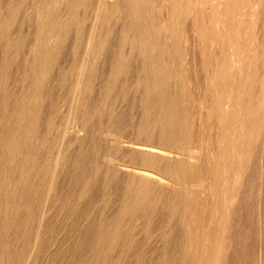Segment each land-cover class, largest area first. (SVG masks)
<instances>
[{
  "label": "rangeland",
  "instance_id": "rangeland-1",
  "mask_svg": "<svg viewBox=\"0 0 264 264\" xmlns=\"http://www.w3.org/2000/svg\"><path fill=\"white\" fill-rule=\"evenodd\" d=\"M26 1H28V3ZM98 1L100 0H86V4L80 5L78 10H76L77 12L75 11L73 12V15L62 16V20H60V22L58 23L57 29L55 28L52 32H50L51 34L53 33L52 38H50V40L45 39L41 43L40 49L42 50L40 51L34 48L32 49V46L34 44V41L32 40L33 39L35 40L36 38L35 31L38 26V22L36 21V15L34 13L30 14L29 12L31 8L32 0L31 1L21 0V3L18 6L20 11L17 8L14 12L15 15L14 14L10 16L6 15L7 12L6 7H3V11H1L2 15H0V25L2 26H0V72H1L0 74L1 77L0 78V114H1L0 143L1 142L2 143L0 144V152L1 151L3 152L0 153V161H1L0 162V264H259V263L264 264V259H262L264 258V254H263L264 253V235H263L264 213L262 212L264 211V200H263L264 187L262 185L264 184V170H262L264 169V159H263L264 141L262 140L263 136H261V133L260 134L257 133L256 135L254 134L255 137L251 140L250 146L244 148L245 149L244 151H240L239 153L235 154L236 155L234 160L235 166L234 165L232 166L234 170L231 167L228 168L227 170H225V172L223 171L221 173L222 175L224 173L223 176L220 174L217 167L218 163H220V159L216 157L218 156L217 153H219L221 150L220 147L225 142L221 130L219 117L220 115H223L224 112H226L227 110H231L232 108L231 105L233 106L237 101L238 87H239L238 84L240 80L243 81V79H241V77L239 76L240 72H242L241 74L246 72L249 73L251 72L250 82H248V87L246 86L245 89H246V94L249 93L248 94L249 96L252 95L251 99L255 103L254 111H253L254 113L253 120L255 121V123L253 121L252 129L255 128V132H256L258 128L260 127L264 128V116H263L264 115V81H263L264 80V70H263L264 69V41H263L264 40V15H263L264 0H229V1L228 0H208V1L157 0V2L156 0H149L150 1L149 11L147 13L148 16L147 15L146 16L154 21L156 20L159 22H161L163 19L166 18L165 15L166 8L168 7V3H170L171 1H174L176 4L178 5L181 4L180 6L185 7L184 9H182L181 12V14L184 16L182 17L181 15H179L180 17V20L178 22L179 32L178 30L176 31V34L178 35L176 38L171 39L170 42L174 44L176 43V45L173 47V50H174V56L178 58L176 65H178L179 68L178 73L180 75L177 80V85H178L177 87L178 90L180 91L182 90L181 92L183 93L182 95L184 98L183 102L186 106L185 114H186L187 123L185 128L186 130L184 133L187 134L186 135L187 138L184 141H182L183 143L181 142V144H183L182 149L184 148L183 151H185L186 148L187 150L185 153H187L188 155L189 153L192 154V156L187 158V161L189 162L192 161V163L200 162L202 166L198 167L197 168L198 170H196V172H192L189 175L190 179L186 177L187 181L189 182V185H191V186L188 185V188L190 192H192L191 194L195 195L194 197H196L194 204L189 206L187 210H185L184 205H182L179 209H176L174 211L168 209L167 207H165V209L163 208L162 211V207L164 206L160 204L157 205L158 207L154 206L156 208L152 206L151 209L153 211L150 209V206L148 207L144 205L145 207L139 206V208H136V206L134 205L131 204L127 205L125 199L123 198V196L126 197L125 195L126 192L128 193L126 177H111L110 174L108 175V168L112 166L111 162L104 156V153L108 149L110 148H112L111 150L115 149V152L114 150L113 152L116 154L117 157L120 158L125 157L124 159H129L130 156L131 158H136V157L133 154L127 152L128 151L127 148L123 146L120 147V145L117 144L112 145L108 137H106V135L102 132V129L108 125H112L113 127L120 129L124 135H130L132 134V131H134L131 130L133 125L136 124L138 120H139V124L142 121L141 119V113L143 109L141 104L142 88L139 87L138 89L135 87V85H132V81L134 82L136 76L140 73V71H142L140 60L137 61L138 62L137 63L136 60L133 58V60L129 64V70L127 72L120 73L122 76L119 74L118 77L116 78H114L115 75L112 73L113 69H111L113 68V66L111 65H114L113 60L115 59V55H116L115 53L119 49V40H120L119 32L122 33L121 30L123 25L122 20H124V18H127L128 16L126 15L127 14L126 12L123 11L116 12V14L114 13L111 16L105 15L106 17L103 15L105 19L103 20L104 21L103 28L100 30L101 32L104 31L103 33L104 34L106 33L107 35V40L105 42L106 47L104 46L102 53L96 56L92 55L93 57L91 55L89 56L90 57L89 59H91L90 63L87 65L88 67H85L84 69V73L86 76L83 74L84 78L82 82L78 84L76 93L75 94L73 93L75 92V90L73 91V88H75L76 86L75 71L79 68L78 67L79 62L84 56L87 36L91 31H95L96 33L100 32L98 25L96 26V21H95L96 15L94 11V7L97 5ZM101 1L105 6L109 4L110 0H105V1L101 0ZM214 5H216V7ZM226 5L227 6L229 5V7H227ZM223 13L226 14L224 15V17L222 16ZM230 19L232 20L231 23H230L231 21ZM197 20L199 21V23ZM211 26H213V28ZM59 27L62 28L60 29ZM216 28H218L217 31ZM193 29L195 31H193ZM156 32L159 35L165 33L163 30H156ZM209 32H211L213 35L215 34V37L220 33H222L223 39L219 37L212 38L211 34L210 35L208 34ZM202 33L208 35L207 36L204 35L205 37L203 39V36H200ZM210 37L212 40L217 38L218 40L212 41L210 40ZM6 41L7 43H4ZM51 42L54 43L52 44ZM201 42L204 43L202 44ZM229 42L232 45H229ZM247 43H249L250 46ZM233 45L235 47H233ZM256 45L259 48H257ZM260 46H262L263 48ZM222 51L224 52V54ZM240 51L242 52V55ZM246 51L248 52L250 51L251 53L249 52L247 54ZM49 54L51 57L49 56ZM230 54L231 56L229 57ZM244 57L246 58V61ZM205 58L212 59V61L205 63L204 62ZM216 60L220 65H218ZM237 60L239 63L237 62ZM258 61L262 64H260ZM7 62L11 66L8 65ZM40 62L43 63V65H41ZM2 64L4 66H2ZM255 66L257 70L255 69ZM205 70H207V72ZM43 72L45 74H43ZM221 72L226 74V78L225 77L220 78ZM254 74L256 77L255 79H254ZM206 76L208 78H206ZM205 79L207 80V83ZM179 81H181L182 83ZM2 82H3V86H2ZM173 82L174 81L172 79L171 83L172 84L176 83ZM258 83L260 84L258 85ZM90 87L91 90H89ZM121 90L124 91L122 92ZM79 91H81V93ZM87 91L90 93H88ZM122 93L124 94L122 95ZM100 98L103 99V101ZM106 98L109 100H107ZM137 99L140 102H138ZM84 100L87 102H85ZM75 102L78 103L79 105L78 113L80 114V116L79 115L77 116L79 122L77 118L76 119L72 118L70 117L69 114L71 106L72 104H75ZM202 102L204 104H202ZM135 104H137V106ZM189 104L191 106H189ZM113 106L115 110L112 109ZM131 106H133V108ZM138 107H140V109ZM189 113H191V115ZM130 114H133L132 115L133 117ZM206 115L209 116L208 118L209 120L207 119L208 116ZM131 117L132 119H130ZM119 119L124 122L120 121ZM128 120H130L131 122ZM216 120L218 121V125L216 123L217 122ZM212 121L214 122L212 123ZM76 124H79V126H82V128L80 130H77ZM214 124L215 126H213ZM209 128L212 130H210ZM238 129L236 128L237 130L236 133L240 131V129L239 130ZM214 132L215 135H213ZM51 136H52V140H51ZM201 138L203 139L201 140ZM198 142H200L201 145ZM214 143L215 145H213ZM17 144H20L21 146L19 145L20 146L19 147ZM198 148L200 149V151L202 150L203 153L202 151L200 152ZM260 149L262 150L260 151ZM46 152L49 154H47ZM2 153H5L6 155ZM22 155L25 156L22 157ZM65 157H66L65 160L67 161L64 160ZM22 159L24 162L22 161ZM249 160L251 163H248ZM91 162H93V164L95 163L96 164L93 165ZM44 163L48 166L44 165ZM244 165L247 166L246 170L243 169ZM37 166L39 169L37 168ZM44 167L46 169H44ZM205 167L208 168L206 169ZM96 171L98 172L96 173ZM104 173L107 174V176H105ZM96 174H98V176H96ZM229 174L231 176V179L229 178L230 176H228ZM90 175H94V177L92 176L93 177L92 178L90 177ZM204 176L206 178H204ZM224 176L226 179L223 178ZM203 178L205 179L206 182L203 181ZM242 178L245 179V183ZM250 178L252 180H249ZM218 179L220 180L218 181ZM109 181H111V183H109ZM212 182L214 185L212 184ZM210 185H212V187ZM224 185L229 187V189L225 190ZM259 186L260 187L262 186L261 190L258 189L260 188ZM241 187L243 188V190ZM107 188L111 190V192ZM218 189L220 190L218 191ZM121 190H123L122 191L123 193L121 192ZM237 191H239V195H237L238 194ZM252 191L254 193H251ZM213 195L215 196L213 197ZM205 196H207L208 199ZM197 197H199V199ZM216 199L219 200V202L216 201ZM207 202L211 203V205L207 204ZM233 202L234 203L237 202V203L234 204ZM259 202L261 205L259 204ZM197 204L198 206H196ZM121 205L124 207L121 208ZM118 206H120V208ZM207 206L210 209L212 206V209L211 210L208 209ZM141 208H143L144 210L143 209L141 210ZM159 208L161 209V211ZM228 209H230V212ZM117 211H122V212L120 213L118 212V214H116ZM148 211L151 213H148ZM158 211H160L161 213ZM218 212L219 214H217ZM260 213L263 214L260 215ZM119 215H121L122 218ZM142 215H144L145 217ZM147 216H148V220L146 219ZM164 217L166 218V220ZM187 217L190 219H188ZM200 217L202 220L200 219ZM139 218L140 219L144 218V219L140 220ZM203 218L206 219L205 222H203L204 221ZM224 219H227V221H225ZM116 220L120 222V226H119V222L117 223ZM103 221L105 222V224ZM99 222L101 224H99ZM113 222L117 225H113L114 224ZM136 222L139 223L140 225L137 224ZM140 222H142V224ZM143 222L144 224L146 223L145 227L142 226L144 225ZM122 223L125 225H122ZM149 224L150 227H152L150 229H149ZM228 224L231 226H229ZM131 225L133 226L131 227ZM161 225H163L164 227H162ZM111 226L112 227L114 226L115 228L113 227V229H111ZM104 227L107 229H104ZM118 227L121 229L118 230L119 229ZM161 228H163V230ZM97 229H101V231L103 232ZM128 229H132V230H128ZM125 230L128 231L125 232ZM96 231L97 232L99 231L98 233L100 235ZM123 231L126 234H123L122 233ZM184 231L185 233H183ZM94 233L96 236L94 235ZM110 233L113 234L112 237H111L112 234ZM179 233L181 234L179 235ZM36 234L37 236H35ZM38 234L40 235L38 236ZM97 234L99 235L100 238L97 237L98 236ZM116 234L119 235V237H117ZM151 234L153 235L151 236ZM130 235H132L131 237H133V239L129 237ZM160 235L163 237H161ZM122 236L124 239L122 238ZM242 236L244 237V239ZM115 237L118 239H116ZM128 237L131 239L128 240L129 239ZM120 238L123 239L124 241L121 240ZM107 239L110 240L111 243L109 241L107 244L106 243V241H108ZM260 239L262 240V242ZM119 240L121 242H119ZM198 242L199 244H197ZM126 243L128 246L125 245ZM225 243H227V246H225L226 245ZM109 244H111V246ZM122 244L127 246V248L124 247L125 250L123 249L124 245L122 246ZM120 245L121 247H119ZM102 246L105 247V249ZM228 246H230L229 247L230 249L228 248ZM116 247L117 249H115ZM189 247L191 248V250L189 249ZM100 248L103 249L100 250ZM176 248L177 250H175ZM221 248H223V250ZM128 249L131 250L129 251ZM99 251L103 253L101 252L99 253ZM106 251H108L109 253L107 252L106 254ZM207 252L208 254L206 255ZM96 253H98V255ZM104 253L107 256L104 255ZM189 255L191 258L189 257Z\"/></svg>",
  "mask_w": 264,
  "mask_h": 264
},
{
  "label": "bare ground",
  "instance_id": "bare-ground-1",
  "mask_svg": "<svg viewBox=\"0 0 264 264\" xmlns=\"http://www.w3.org/2000/svg\"><path fill=\"white\" fill-rule=\"evenodd\" d=\"M23 1V0H22ZM31 1V0H30ZM105 1V0H104ZM167 1V0H166ZM170 1V0H169ZM208 1V0H206ZM229 1V0H228ZM28 3V1H26ZM149 0H110L108 5H103V2L100 0L98 1L97 5L94 7V11H95V15H96V26L98 25L99 30L103 28V20L105 19V15H113L114 13L116 14V12H126L128 15L127 18H124L123 21V25H122V33L119 32L120 34V40H119V49L116 51V55H115V59L113 60V64L111 65L113 66V71L112 73L115 75L114 78L118 77V75L122 72H127L129 70V64L130 62L133 60V58L137 61L140 60L141 62V70L140 73L136 76L135 81H132V85H135L136 88L139 89V87H141L142 89V98H141V104H142V113H141V119L142 121L139 124V120L136 124L133 125V127L131 128L132 134L130 135H124L120 129L113 127L112 125H108L105 128L102 129V132L106 135V137H108L109 141L113 144H117L127 148V152L133 154L136 158H130L129 159H124L123 157H117L115 152L113 150H111L112 148L108 149L105 153L104 156L111 162L112 166H108L110 168H108V175L110 174L111 177H126V184H127V188H128V193L126 192V197L123 196V198L125 199V202L131 205L136 206V208H139V206H157V205H162L164 207H162V211L163 208L165 209V207H167L170 210H176L179 209L182 205H184L185 210L188 209L189 206L193 205L195 202V195H192L188 188L189 182L187 181L186 177H190L189 175L192 172H196V170H198V167H201L202 164L200 162H189L187 161V158L192 156L191 153H189V155L186 152V148L185 151H183L182 149V145L181 142L184 141L187 138V134L184 133L185 132V128H186V114H185V110H186V106L184 104V98H183V93L178 90V85H177V80L178 77L180 76L178 73V65H176L177 63V59L174 56V50L173 47L176 45V43H172L170 42L171 39H174L177 37L178 34H176V31L179 29V25L178 22L180 20L179 15H181L182 17L184 15L181 14L182 9H184V6H180L178 4H176L174 1H171L170 3H168V7L166 8V18L163 19L161 22L159 21H154L151 18L147 17L148 16V11H149ZM152 2V1H151ZM157 2V0H156ZM163 2V1H162ZM185 2V1H184ZM191 2V1H190ZM198 2V1H197ZM202 2V1H201ZM245 2V1H244ZM21 3V0H0V15H2L1 11H3V7H6V15H13L15 10L18 8L19 4ZM107 3V2H106ZM105 3V4H106ZM192 3V2H191ZM200 3V1H199ZM257 3V2H255ZM86 4V0H32V4H31V8L29 10L30 14L34 13L36 15V21L38 22V26L37 29L35 31V40L33 39L32 41H34V44L32 46V49H37L38 51L42 50L40 49V45L41 43L45 40L48 39L50 40V38H52V34L50 32H52L55 28L57 29L58 23L60 22V20H62V16H67V15H73V12H77L76 10H78L80 5H85ZM152 4V3H151ZM204 4V3H203ZM213 4V3H212ZM218 4V3H217ZM246 4V3H245ZM63 5V6H62ZM201 5V4H200ZM221 5V4H220ZM219 5V6H220ZM242 5V4H241ZM259 5V4H258ZM257 5V6H258ZM28 6V5H27ZM216 7V5H214ZM227 6V5H226ZM235 6V5H234ZM246 6V5H244ZM253 6V5H252ZM23 7V6H22ZM229 7V5L227 6ZM239 7V6H238ZM254 7V6H253ZM21 8V6H20ZM25 8V7H24ZM82 8V7H81ZM84 8V7H83ZM191 8V7H190ZM208 8V7H207ZM210 8V7H209ZM240 8V7H239ZM243 8V7H242ZM247 8V7H246ZM264 8V7H263ZM154 9V8H153ZM219 9V7H218ZM260 9V8H259ZM258 9V10H259ZM19 10V8H18ZM85 10V9H84ZM213 10V9H212ZM211 10V11H212ZM217 10V9H215ZM239 10V9H237ZM248 10V9H247ZM20 11V10H19ZM192 11V10H191ZM206 11V9H205ZM249 11V10H248ZM256 11V10H255ZM84 12V11H83ZM93 12V11H92ZM217 12V11H216ZM257 12V11H256ZM262 12V11H261ZM17 13V12H16ZM212 13V12H211ZM263 13V12H262ZM21 14V13H20ZM123 14V13H122ZM162 14V15H164ZM260 14V13H259ZM15 15V14H14ZM34 15V16H35ZM81 15V14H80ZM103 15L105 17H103ZM121 15V14H120ZM124 15V14H123ZM147 15V16H146ZM203 15V14H202ZM223 13V17H224ZM257 15V14H256ZM261 15V14H260ZM264 15V14H263ZM33 16V15H32ZM57 17V18H56ZM151 17V15H150ZM163 17V16H162ZM218 17V16H217ZM221 17V16H220ZM233 17V16H232ZM231 17V18H232ZM237 17V16H236ZM241 17V16H239ZM18 18V17H17ZM64 18V17H63ZM119 18V17H118ZM117 18V19H118ZM121 18V17H120ZM210 18V17H209ZM252 18V17H251ZM72 19V18H71ZM123 19V18H122ZM239 19V18H238ZM69 20V19H68ZM231 20V19H230ZM4 21V20H3ZM2 21V22H3ZM6 21V20H5ZM12 21V19H11ZM98 21V23H97ZM102 21V22H101ZM198 21V20H197ZM209 21V20H208ZM211 21V20H210ZM216 21V20H215ZM228 21V20H227ZM17 22V21H16ZM30 22V21H29ZM107 22V21H106ZM119 22V21H118ZM184 22V21H183ZM201 22V21H200ZM203 22V21H202ZM213 22V21H212ZM222 22V21H220ZM232 22V20L230 21V23ZM236 22V20H235ZM12 23V22H11ZM79 23V21H78ZM199 23V21H198ZM219 23V22H217ZM25 24V22H24ZM36 24V23H35ZM61 24V23H60ZM107 24V23H106ZM187 24V23H186ZM203 24V23H202ZM234 24V23H233ZM239 24V22H238ZM200 25V24H199ZM198 25V27H199ZM209 25V23H208ZM222 25V24H221ZM230 25V24H229ZM236 25V24H235ZM247 25V24H246ZM2 26V25H0ZM19 26V25H18ZM79 26V25H78ZM184 26V23H183ZM206 26V24H205ZM214 26V25H213ZM213 26H211L213 28ZM223 27V26H222ZM60 28V27H59ZM62 28V27H61ZM60 28V29H61ZM93 28V27H92ZM91 28V29H92ZM211 28V29H212ZM225 28V27H224ZM223 28V29H224ZM15 29V28H14ZM108 29V28H107ZM185 29V28H184ZM198 29V28H197ZM196 29V30H197ZM201 29V28H200ZM218 28H216L217 31ZM231 29V28H230ZM245 29V27H244ZM63 30V29H62ZM70 30V29H69ZM112 30V29H111ZM110 30V31H111ZM156 30H163L165 33L164 34H158L156 32ZM192 30V29H191ZM210 30V29H209ZM239 30V29H238ZM181 31V30H180ZM193 31H195L193 29ZM199 31V30H198ZM197 31V33H198ZM227 31V30H226ZM247 31V30H246ZM18 32V31H17ZM104 32V31H103ZM103 32H98L96 33L95 31H91L88 36H87V41H86V49L84 50V56L81 59V61L79 62L78 65V69L75 71L76 73V86L75 88H73V91L75 90V92H73L74 94L77 91V87L78 84L80 82H82L83 80V76L85 75L84 73V69L85 67H88L87 65L90 63L89 59L90 55H98L100 53H102L103 48L105 46V42L107 40V35L106 33L104 34ZM179 32V30H178ZM203 32V31H202ZM224 32V31H223ZM3 33V32H1ZM81 33V32H80ZM201 33V32H200ZM205 33V32H204ZM204 33H202L200 36H203V39L205 36H207L208 34H211L212 38H222L223 39V34L222 33H218L219 35H217L215 37V34L213 35L211 32H209L207 35H205ZM237 33V32H236ZM37 34V36H36ZM181 34V32H180ZM242 34V33H241ZM199 35V34H198ZM205 35V36H204ZM44 36V37H43ZM79 36V35H78ZM229 36V34H228ZM19 37V36H18ZM23 37V36H22ZM43 37V38H41ZM187 37V36H186ZM198 37V36H195ZM210 37V40H212ZM12 38V37H11ZM28 38V37H27ZM79 38V37H78ZM119 38V37H118ZM201 38V37H200ZM199 38V39H200ZM207 38V37H206ZM236 38V37H235ZM240 38V37H239ZM247 38V37H246ZM13 39V38H12ZM221 39V40H222ZM237 39V38H236ZM4 40V39H3ZM28 40V39H27ZM180 40V39H179ZM206 40V39H205ZM214 40H218L214 39ZM212 40V41H214ZM235 40V39H234ZM240 40V39H239ZM228 41V40H227ZM264 41V40H263ZM175 42V40H174ZM206 42V41H205ZM219 42V41H218ZM224 42V41H223ZM232 42V41H231ZM4 43H7L4 42ZM52 43V42H51ZM54 43V42H53ZM52 43V44H53ZM178 43V42H177ZM202 43V42H201ZM204 43V42H203ZM202 43V44H203ZM244 43V42H243ZM23 44V43H21ZM25 44V43H24ZM235 44V43H234ZM249 46L250 44L247 43ZM252 44V43H251ZM15 45V44H14ZM222 45V44H221ZM229 45L230 44L229 42ZM6 46V45H5ZM4 46V47H5ZM25 46V45H24ZM204 46V45H203ZM211 46V45H210ZM241 46V45H240ZM263 46V45H262ZM260 46V47H262ZM23 47V46H22ZM106 47V46H105ZM232 47V46H231ZM233 47H235L233 45ZM232 47V48H233ZM257 47V45H256ZM2 48V47H1ZM216 48V46H215ZM259 48V47H257ZM263 48V47H262ZM22 49V48H21ZM44 49V46H43ZM77 49V48H76ZM48 50V49H47ZM218 50V49H217ZM245 50V49H242ZM252 50V49H251ZM2 51V50H1ZM176 51V50H175ZM179 51V50H178ZM177 51V52H178ZM226 51V50H225ZM257 51V50H256ZM35 52V51H34ZM33 52V53H34ZM37 52V51H36ZM46 52V51H44ZM223 52V51H222ZM221 52V53H222ZM230 52V51H229ZM241 52V51H240ZM247 54L250 52L246 51ZM255 52V51H252ZM263 52V51H262ZM176 53V52H175ZM212 53V52H211ZM216 53V51H215ZM213 53V54H215ZM239 53V52H238ZM251 53V52H250ZM257 53V52H256ZM259 53V52H258ZM5 54V53H4ZM48 54V53H47ZM224 54V52H223ZM232 54V53H231ZM231 54L229 55V57L231 56ZM240 54V53H239ZM238 54V55H239ZM261 54V53H260ZM3 55V54H2ZM36 55V53H35ZM41 55V54H40ZM242 55V52H241ZM258 55V54H257ZM33 56V55H32ZM38 56V55H37ZM50 56V54H49ZM184 56V55H183ZM209 56V55H208ZM236 56V55H235ZM253 56V54H252ZM6 57V56H5ZM51 57V56H50ZM93 57V56H92ZM101 57V56H100ZM98 57V58H100ZM113 57V56H112ZM181 57V56H180ZM214 57V56H213ZM212 57V58H213ZM216 57V56H215ZM250 57V56H249ZM260 57V55H259ZM258 57V58H259ZM182 58V57H181ZM220 58V57H218ZM245 58V57H244ZM254 58V57H253ZM257 58V56H256ZM15 59V58H14ZM51 59V58H50ZM55 59V58H54ZM94 59V58H93ZM217 59V58H216ZM223 59V58H222ZM227 59V58H226ZM232 59V58H231ZM230 59V60H231ZM243 59V58H242ZM5 60V59H4ZM11 60V59H10ZM17 60V58H16ZM15 60V61H16ZM25 60V59H24ZM203 60V59H202ZM218 60V59H217ZM216 60V61H217ZM263 60V59H262ZM12 61V60H11ZM29 61V60H28ZM39 61V60H38ZM50 61V60H49ZM180 61V60H179ZM183 61V60H182ZM186 61V60H185ZM195 61V60H194ZM201 61V60H199ZM209 61H212V59L209 58H205L204 62L207 63ZM232 61V60H231ZM241 61V60H240ZM246 61V58H245ZM254 61V60H253ZM14 62V61H13ZM238 62V60H237ZM242 62V61H241ZM240 62V63H241ZM244 62V61H243ZM259 62V61H258ZM11 63V62H10ZM35 63V62H34ZM51 63V62H50ZM68 63V62H67ZM73 63V62H72ZM138 63V62H137ZM212 63V62H210ZM218 63V61H217ZM216 63V64H217ZM224 63V62H223ZM239 63V62H238ZM247 63V62H246ZM245 63V64H246ZM260 63V62H259ZM8 64V62H7ZM41 65H43V63L40 62ZM58 64V63H57ZM71 64V63H70ZM110 64V63H109ZM180 64V63H179ZM183 64V63H182ZM244 64V65H245ZM250 64V63H249ZM262 64V63H260ZM10 65V64H8ZM45 65V64H44ZM132 65V64H131ZM218 65H220L218 63ZM251 65V64H250ZM2 66H4L2 64ZM11 66V65H10ZM51 66V65H50ZM65 66V65H64ZM63 66V67H64ZM213 66V65H212ZM229 66V65H228ZM237 66V65H236ZM253 66V63H252ZM251 66V67H252ZM261 66V65H260ZM263 66V65H262ZM26 67V66H25ZM52 67V66H51ZM227 67V66H226ZM225 67V70H226ZM231 67V66H230ZM235 67V66H234ZM246 67V66H245ZM6 68V67H5ZM35 68V67H34ZM199 68V67H198ZM204 68V67H203ZM212 68V67H211ZM247 68V67H246ZM187 69V68H186ZM205 69V68H204ZM219 69V68H218ZM223 69V68H222ZM231 69V68H230ZM237 69V68H236ZM256 69V66H255ZM72 70V69H71ZM209 70V69H207ZM207 70H205L207 72ZM221 70V69H220ZM248 70V69H246ZM253 70V69H250ZM257 70V69H256ZM264 70V69H263ZM262 70V71H263ZM9 71V70H8ZM38 71V70H37ZM135 71V70H134ZM133 71V72H134ZM204 71V70H203ZM231 71V70H230ZM238 71V70H237ZM243 71V70H242ZM261 71V70H260ZM3 72V71H2ZM87 72V71H86ZM91 72V71H90ZM215 72V71H214ZM225 72V71H224ZM229 72V71H228ZM216 73V72H215ZM231 73V72H230ZM229 73V74H230ZM233 73V72H232ZM242 72H240L239 76L241 77V79H243V81L240 80L239 84H238V98L236 103L232 106L231 105V110H227L226 112H224L223 115H220L219 119H220V125H221V130H222V134H223V138H224V144L220 147V152L217 153L218 159H220V163H218V170L220 172V174L225 170H227L228 168H232V166L235 164L234 160H235V154L239 153L240 151H244L246 147L250 146L251 140L255 137V135L257 133H261V136H263V141H264V128L260 127L257 129V131L255 132V128L252 129V123H253V111H254V102L251 99L252 95L249 96L248 94H246V89L245 87H248V82H250L251 79V72H246L241 74ZM255 73V72H254ZM259 73V72H258ZM1 74V72H0ZM43 74H45L43 72ZM67 74V73H65ZM69 74V73H68ZM84 74V75H83ZM88 74V73H87ZM95 74V73H93ZM92 74V75H93ZM126 74V73H125ZM134 74V73H133ZM136 74V73H135ZM182 74V73H181ZM214 74V73H213ZM221 76L220 78H226V74L224 73H220ZM30 75V74H29ZM38 75V74H37ZM121 75V74H120ZM233 75V74H232ZM259 75V74H258ZM86 76V75H85ZM112 76V75H111ZM122 76V75H121ZM215 76V75H214ZM228 76V75H227ZM7 77V76H5ZM10 77V76H9ZM71 77V76H70ZM92 77V76H91ZM185 77V76H184ZM233 77V76H232ZM1 78V77H0ZM37 78V77H36ZM48 78V77H47ZM127 78V77H125ZM206 78H208L206 76ZM235 78V77H234ZM237 78V77H236ZM255 74H254V79H255ZM40 79V77H39ZM46 79V77H45ZM75 79V78H74ZM176 82L174 84L171 83V81ZM199 79V78H198ZM219 79V78H218ZM36 80V79H35ZM65 80V78H64ZM115 80V79H114ZM117 80V79H116ZM120 80V78H119ZM132 80V79H131ZM183 80V79H182ZM191 80V78H190ZM206 80V79H205ZM204 80V81H205ZM214 80V79H213ZM258 80V79H257ZM122 81V80H121ZM128 81V79H127ZM217 81V79H216ZM225 81V80H224ZM264 81V80H263ZM262 81V82H263ZM33 82V81H32ZM71 82V81H70ZM114 82V81H113ZM126 82V81H125ZM181 82V81H179ZM260 82V81H259ZM25 83V82H24ZM118 83V82H117ZM120 83V82H119ZM131 83V82H130ZM182 83V82H181ZM207 83V80H206ZM205 83V84H206ZM261 83V82H260ZM258 83V85L260 84ZM70 84V83H69ZM129 84V83H128ZM180 84V83H179ZM211 84V83H210ZM214 84V83H213ZM223 84V83H222ZM226 84V82H225ZM228 84V83H227ZM252 84V83H251ZM38 85V84H36ZM105 85V84H104ZM109 85V84H108ZM189 85V84H188ZM187 85V86H188ZM2 86H3V82H2ZM42 86V85H41ZM113 86V85H112ZM193 86V85H192ZM222 86V85H221ZM227 86V85H226ZM263 86V85H262ZM108 87V86H105ZM111 87V86H110ZM133 87V86H132ZM181 87V86H180ZM185 87V86H184ZM207 87V85H206ZM217 87V86H216ZM229 87V86H228ZM29 88V87H28ZM190 88V87H189ZM188 88V91H189ZM254 88V87H252ZM105 89V88H104ZM107 89V88H106ZM132 89V88H131ZM229 89V88H228ZM251 89V88H250ZM32 90V88H31ZM29 90V91H31ZM88 90V89H87ZM91 90V87L90 89ZM88 90V91H89ZM113 90V89H112ZM206 90V89H205ZM28 91V90H27ZM87 91V92H88ZM104 91V90H103ZM122 91V90H121ZM124 91V90H123ZM122 91V92H123ZM128 91V90H127ZM126 91V92H127ZM138 91V90H137ZM187 91V90H186ZM210 91V90H209ZM81 93V91H79ZM106 92V91H105ZM118 92V91H117ZM257 92V91H256ZM31 93V92H30ZM90 93V92H88ZM111 93V92H110ZM115 93V92H114ZM137 93V92H136ZM135 93V94H136ZM231 93V92H230ZM229 93V94H230ZM32 94V93H31ZM78 94V93H77ZM121 94V93H120ZM124 93H122L123 95ZM126 94V93H125ZM132 94V93H131ZM210 94V93H209ZM89 95V94H88ZM109 95V93H108ZM107 95V96H108ZM121 95V96H122ZM139 95V94H138ZM187 95V94H186ZM189 95V94H188ZM204 95V94H203ZM207 95V94H206ZM12 96V95H11ZM28 96V95H27ZM86 96V95H85ZM91 96V95H90ZM135 96V95H134ZM210 96V95H209ZM26 97V96H25ZM36 97V95H35ZM68 97V96H67ZM76 97V96H75ZM111 97V96H110ZM141 97V96H140ZM208 97V96H207ZM214 97V96H213ZM232 97V95H231ZM69 98V97H68ZM79 98V97H78ZM105 98V97H104ZM116 98V96H115ZM121 98V97H120ZM126 98V97H124ZM123 98V99H124ZM133 98V97H132ZM138 98V97H137ZM205 98V97H204ZM236 98V97H235ZM72 99V98H71ZM74 99V98H73ZM101 99V98H100ZM107 99V98H106ZM136 99V98H135ZM187 99V98H186ZM209 99V98H208ZM213 99V98H212ZM230 99V98H229ZM68 100V99H67ZM88 100V99H87ZM103 101V99H101ZM109 100V99H107ZM134 100V99H133ZM188 100V99H187ZM192 100V99H191ZM198 100V99H197ZM207 100V99H206ZM218 100V99H217ZM73 101V100H72ZM85 101V100H84ZM106 101V100H105ZM138 101V99H137ZM190 101V99H189ZM203 101V100H202ZM227 101V100H226ZM74 102V101H73ZM72 102V103H73ZM87 102V101H85ZM91 102V101H90ZM107 102V101H106ZM140 102V101H138ZM188 102V101H187ZM194 102V101H193ZM192 102V103H193ZM199 102V101H198ZM197 102V103H198ZM207 102V101H206ZM258 102V101H257ZM27 103V102H26ZM68 103V102H67ZM94 103V102H93ZM103 103V102H102ZM186 103V101H185ZM189 103V102H188ZM191 103V102H190ZM30 104V103H29ZM38 104V103H37ZM81 104V103H80ZM100 104V103H99ZM106 104V103H105ZM129 104V103H128ZM138 104V103H137ZM137 104H135L137 106ZM202 104H204L202 102ZM219 104V103H218ZM231 104V103H230ZM229 104V105H230ZM88 105V104H87ZM132 105V103H131ZM134 105V104H133ZM195 105V104H194ZM193 105V106H194ZM258 105V104H257ZM18 106V105H17ZM69 106V105H68ZM82 106V105H81ZM89 106V105H88ZM102 106V104H101ZM104 106V105H103ZM135 106V108H136ZM189 106H191L189 104ZM208 106V105H207ZM225 106V105H224ZM105 107V106H104ZM133 108V106H131ZM195 107V106H194ZM193 107V108H194ZM220 107V106H219ZM258 107V106H257ZM15 108V107H14ZM19 108V107H18ZM108 108V107H107ZM131 108V109H132ZM140 109V107H138ZM202 108V107H201ZM205 108V107H204ZM211 108V107H210ZM3 109V108H2ZM8 109V108H7ZM87 109V108H86ZM95 109V108H94ZM103 109V108H102ZM106 109V108H105ZM110 109V108H109ZM114 109V106L112 108ZM230 109V108H229ZM79 110V105L78 103L75 102V104H72L71 109H70V117L72 118H77V116L80 114L78 113ZM138 110V109H137ZM218 110V109H217ZM224 110V109H223ZM6 111V110H5ZM99 111V110H98ZM135 111V109H134ZM188 111V110H187ZM215 111V110H214ZM222 111V110H221ZM80 112V111H79ZM94 112V110H93ZM107 112V110H106ZM105 112V113H106ZM209 112V111H208ZM68 113V112H66ZM82 113V112H81ZM104 113V114H105ZM131 113V112H130ZM214 113V112H212ZM26 114V113H25ZM94 114V113H93ZM102 114V113H101ZM108 114V113H107ZM106 114V115H107ZM134 114V113H133ZM133 114H130L131 116ZM137 114V113H136ZM135 114V115H136ZM191 115V113H189ZM206 114V113H205ZM204 114V116H205ZM16 115V114H15ZM96 115V114H95ZM115 115V114H114ZM117 115V114H116ZM211 115V114H210ZM218 115V114H217ZM1 116V114H0ZM14 116V114H13ZM18 116V114H17ZM16 116V117H17ZM36 116V115H35ZM82 116V114H81ZM108 116V115H107ZM110 116V114H109ZM201 116V115H200ZM208 116V115H206ZM213 116V115H212ZM211 116V117H212ZM216 116V115H215ZM264 116V115H263ZM21 117V116H20ZM66 117V116H65ZM92 117V116H91ZM114 117V116H113ZM130 117V116H129ZM133 117V116H132ZM132 117L130 119H132ZM217 117V116H216ZM14 118V117H13ZM26 118V117H25ZM94 118V116H93ZM140 118V117H139ZM202 118V117H201ZM209 118V116L207 117V119ZM218 118V117H217ZM78 119V118H77ZM87 119V118H86ZM123 119V118H122ZM138 119V118H137ZM136 119V120H137ZM52 120V119H51ZM69 120V119H68ZM85 120V119H84ZM92 120V119H91ZM117 120V119H116ZM120 120V119H119ZM125 120V117H124ZM209 120V119H208ZM26 121V120H25ZM37 121V120H36ZM39 121V120H38ZM50 121V120H49ZM66 121V120H65ZM122 121V120H120ZM130 121V120H128ZM217 121V120H216ZM35 122V120H34ZM53 122V121H52ZM73 122V121H72ZM76 122V121H75ZM79 122V119H78ZM115 122V120H114ZM124 122V121H122ZM127 122V121H126ZM131 122V121H130ZM134 122V121H132ZM208 122V121H207ZM214 121H212L213 123ZM2 123V122H1ZM19 123V122H18ZM69 123V122H68ZM88 123V122H87ZM196 123V122H195ZM200 123V121H199ZM218 125V121L216 122ZM255 123V121H254ZM16 124V123H15ZM48 124V123H47ZM66 124V123H65ZM72 124V123H71ZM70 124V125H71ZM75 124V123H73ZM80 124V123H79ZM79 124L77 125V130H80L82 128V126H79ZM122 124V123H121ZM125 124V123H123ZM131 124V123H130ZM22 125V124H21ZM38 125V124H37ZM75 125V126H76ZM83 125V124H82ZM129 125V124H128ZM202 125V123H201ZM263 125V124H261ZM33 126V125H32ZM51 126V125H50ZM49 126V127H50ZM54 126V125H53ZM130 126V125H129ZM215 126V124L213 125ZM37 127V126H36ZM70 127V126H68ZM120 127V126H119ZM196 127V125H195ZM200 127V126H199ZM19 128V127H18ZM52 128V127H51ZM75 128V129H76ZM84 128V127H83ZM192 128V127H191ZM194 128V127H193ZM236 128L240 129V131H238L236 133ZM53 129V128H52ZM74 129V130H75ZM125 129V128H124ZM207 129V127H206ZM210 129V128H209ZM214 129V128H213ZM234 129V131H233ZM238 129V130H239ZM29 130V129H28ZM86 130V129H85ZM190 130V129H189ZM198 130V129H197ZM204 130V129H203ZM212 130V129H210ZM32 131V130H31ZM201 131V128H200ZM78 132V131H76ZM188 132V131H187ZM205 132V131H204ZM213 132V131H212ZM220 132V131H218ZM26 133V130H25ZM15 134V133H14ZM49 134V133H48ZM194 134V133H193ZM217 134V133H216ZM255 134V135H254ZM35 135V134H34ZM50 135V134H49ZM52 135V134H51ZM215 135V132L214 134ZM212 135V136H213ZM219 135V134H218ZM221 135V134H220ZM56 136V135H55ZM191 136V135H190ZM197 136V135H196ZM200 136V135H199ZM205 136V133H204ZM202 136V137H204ZM217 136V135H216ZM21 137V136H20ZM78 137V135H77ZM195 137V136H194ZM208 137V136H207ZM30 138V137H29ZM60 138V137H59ZM62 138V137H61ZM219 138V137H218ZM261 138V137H260ZM259 138V139H260ZM31 139V138H30ZM40 139V138H39ZM203 138H201L202 140ZM29 140V139H28ZM51 140H52V136H51ZM193 140V139H192ZM218 140V139H217ZM106 141V140H105ZM214 141V140H212ZM255 141V140H254ZM262 141V142H263ZM20 142V141H19ZM220 142V141H219ZM218 142V143H219ZM2 143V142H1ZM0 143V144H1ZM25 143V142H24ZM109 143V142H108ZM107 143V144H108ZM183 143V142H182ZM200 143V142H198ZM4 144V143H3ZM2 144V145H3ZM7 144V143H6ZM23 144V143H22ZM27 144V143H26ZM42 144V143H41ZM44 144V141H43ZM62 144V143H61ZM99 144V143H98ZM197 144V143H196ZM209 144V143H208ZM207 144V145H208ZM220 144V143H219ZM216 144V145H219ZM264 144V143H263ZM16 145V144H15ZM18 146L20 144H17ZM201 145V143H200ZM199 145V146H200ZM215 145V143L213 144ZM5 146V145H4ZM21 146V145H20ZM19 146V147H20ZM106 146V145H105ZM197 146V145H196ZM195 146V147H196ZM211 146V145H210ZM51 147V146H50ZM99 147V146H98ZM101 147V146H100ZM108 147V146H107ZM114 147V146H113ZM208 147V146H207ZM8 148V147H6ZM94 148V147H93ZM214 148V147H213ZM218 148V147H217ZM257 148V147H256ZM261 148V147H260ZM29 149V148H28ZM32 149V147H31ZM36 149V148H35ZM53 149V148H51ZM55 149V146H54ZM103 149V148H102ZM123 149V148H122ZM7 150V149H6ZM49 150V149H48ZM126 150V149H125ZM198 150L200 151V149L198 148ZM204 150V147H203ZM262 149H260L261 151ZM95 151V150H94ZM102 151V150H101ZM202 151V150H201ZM200 151V152H201ZM259 151V152H260ZM3 152V151H1ZM0 152V153H1ZM53 152V151H52ZM63 152V151H62ZM189 152V151H188ZM199 152V153H200ZM255 152V151H254ZM23 153V152H21ZM26 153V151H25ZM47 153V152H46ZM95 153V152H94ZM197 153V151H196ZM203 153V151H202ZM207 153V152H206ZM244 153V152H243ZM264 153V152H263ZM5 154V153H2ZM29 154V153H28ZM49 154V153H47ZM55 154V152H54ZM99 154V153H98ZM210 154V153H209ZM6 155V154H5ZM8 155V154H7ZM19 155V154H18ZM123 155V154H121ZM207 155V154H206ZM25 155H22V157ZM44 156V155H43ZM41 156V157H43ZM127 156V155H126ZM254 156V155H252ZM260 156V155H259ZM18 157V156H17ZM16 157V159H17ZM20 157V156H19ZM27 157V156H26ZM48 157V156H47ZM55 157V156H54ZM98 157V156H97ZM104 157V159H105ZM200 157V156H199ZM202 157V156H201ZM205 157V156H204ZM211 157V156H210ZM251 157V156H250ZM45 158V157H44ZM215 158V157H214ZM227 158V159H226ZM245 158V156H244ZM263 158V157H262ZM2 159V158H1ZM29 159V158H26ZM43 159V158H42ZM66 159V157L64 158V160ZM69 159V158H68ZM212 159V158H211ZM229 159V160H228ZM247 159V158H246ZM264 159V158H263ZM9 160V159H8ZM21 160V159H20ZM38 160V159H37ZM63 160V159H62ZM95 160V159H94ZM97 160V159H96ZM99 160V159H98ZM190 160V159H189ZM205 160V159H204ZM213 160V159H212ZM19 161V160H18ZM23 161V159H22ZM53 161V160H52ZM55 161V160H54ZM67 161V160H65ZM64 161V162H65ZM203 161V160H202ZM214 161V160H213ZM252 161V160H251ZM263 161V160H261ZM1 162V161H0ZM4 162V161H3ZM2 162V163H3ZM17 162V161H16ZM24 162V161H23ZM47 162V161H46ZM63 162V161H62ZM109 162V163H110ZM204 162V161H203ZM217 162V161H216ZM214 162V163H216ZM244 162V161H243ZM51 163V161H50ZM68 163V162H67ZM93 164V162H91ZM207 163V162H206ZM248 163H251L250 160ZM5 164V163H4ZM11 164V163H10ZM28 164V163H27ZM49 164V163H47ZM96 164V163H95ZM93 164V165H95ZM100 164V163H99ZM98 164V165H99ZM209 164V163H208ZM258 164V163H257ZM262 164V163H261ZM21 165V164H20ZM44 165H46L44 163ZM43 165V166H44ZM53 165V164H52ZM72 165V164H71ZM239 165V164H238ZM48 166V165H46ZM107 166V164H106ZM235 166V165H234ZM257 166V165H256ZM41 167V166H40ZM99 167V166H98ZM204 167V166H203ZM247 166L244 165L243 169H247ZM251 167V166H250ZM38 168V166H37ZM91 168V167H90ZM100 168V167H99ZM206 169L208 167H205ZM216 168V167H215ZM39 169V168H38ZM43 169V167H42ZM44 169H46L44 167ZM53 169V168H52ZM233 169V168H232ZM236 169V168H235ZM238 169V168H237ZM250 169V168H249ZM259 169V168H258ZM261 169V168H260ZM28 170V169H27ZM100 170V169H99ZM211 170V168H210ZM234 170V169H233ZM251 170V169H250ZM264 170V169H262ZM50 171V170H49ZM54 172V170H53ZM95 172V171H94ZM98 171H96L97 173ZM101 172V171H100ZM104 172V171H103ZM102 172V173H103ZM107 172V171H105ZM209 172V169H208ZM211 172V171H210ZM233 172V171H232ZM247 172V171H246ZM252 172V171H251ZM255 172V171H254ZM263 172V171H262ZM46 173V172H45ZM85 173V172H84ZM200 173V172H199ZM212 173V172H211ZM242 173V172H241ZM256 173V172H255ZM88 174V173H87ZM100 174V173H99ZM105 174V173H104ZM202 174V173H201ZM216 174V173H215ZM239 174V173H238ZM243 174V173H242ZM248 174V173H247ZM250 174V172H249ZM208 175V174H207ZM214 175V174H213ZM222 175V174H221ZM224 175V173H223ZM222 175V176H223ZM233 175V174H232ZM240 175V174H239ZM252 175V174H251ZM263 175V174H262ZM261 175V177H262ZM94 177V175H90V177ZM96 176H98V174H96ZM95 176V177H96ZM105 176H107V174H105ZM211 176V175H210ZM209 176V177H210ZM230 176V174L228 175ZM246 176V175H245ZM254 176V175H253ZM89 177V175H88ZM92 177V178H93ZM260 177V176H259ZM31 178V177H30ZM108 178V177H107ZM204 178H206L204 176ZM203 178V181H205V179ZM214 178V177H213ZM221 178V177H220ZM225 178V176L223 177ZM231 179V176L229 177ZM246 178V177H244ZM110 179V177H109ZM190 179V178H189ZM226 179V178H225ZM243 179V178H242ZM116 180V179H115ZM194 180V179H193ZM212 180V179H211ZM217 180V178H216ZM220 179H218L219 181ZM249 180H252L251 178ZM202 181V182H203ZM233 181V179H232ZM240 181V180H239ZM244 183H245V179H243ZM261 181V180H260ZM259 181V182H260ZM263 181V180H262ZM206 182V181H205ZM216 182V181H215ZM109 183H111V181H109ZM117 183V181H116ZM211 183V181H210ZM237 183V182H236ZM248 183V181H247ZM34 184V183H33ZM121 184V183H120ZM213 184V182H212ZM221 184V183H220ZM255 184V183H254ZM108 185V184H107ZM200 185V184H199ZM214 185V184H213ZM227 185V184H226ZM251 185V184H249ZM258 185V184H256ZM264 187V184H262ZM31 186V185H30ZM34 186V185H33ZM117 186V185H116ZM191 186V185H189ZM206 186V185H205ZM212 187V185H210ZM219 186V185H217ZM216 186V187H217ZM225 186V185H224ZM231 186V185H229ZM243 186V185H241ZM109 187V186H107ZM215 187V188H216ZM246 187V186H245ZM249 187V186H248ZM260 187V186H259ZM262 187V186H261ZM261 187L258 188L261 190ZM112 188V187H111ZM117 188V187H116ZM193 188V186H192ZM237 188V186H236ZM242 188V187H241ZM108 189V188H107ZM229 187L225 186V190H228ZM234 189V188H233ZM257 189V190H258ZM109 190V189H108ZM116 190V189H115ZM124 190V189H123ZM121 190V192L123 191ZM208 190V189H207ZM220 189H218L219 191ZM222 190V188H221ZM243 190V188H242ZM111 192V190H109ZM120 191V190H119ZM193 191V190H192ZM215 191V190H214ZM217 191V190H216ZM230 191V190H229ZM254 191V190H253ZM251 193H254V192ZM259 191V190H258ZM196 192V191H194ZM204 192V191H203ZM223 192V191H220ZM227 192V191H226ZM239 195V191H237ZM243 192V191H242ZM241 192V193H242ZM248 192V191H247ZM106 193V192H105ZM123 193V192H122ZM125 193V192H124ZM240 193V195H241ZM195 194V193H194ZM216 194V193H215ZM244 194V193H243ZM250 194V193H249ZM256 194V192H255ZM121 195V194H119ZM198 195V194H197ZM209 195V194H208ZM211 195V193H210ZM220 195V194H219ZM259 195V194H258ZM264 195V193H263ZM261 195V196H263ZM46 196V195H45ZM204 196V194H203ZM215 195H213L214 197ZM229 196V194H228ZM227 196V197H228ZM236 196V195H235ZM251 196V195H250ZM254 196V195H253ZM252 196V197H253ZM122 197V196H121ZM207 199L208 197L205 196ZM226 197V198H227ZM240 197V196H239ZM264 197V196H263ZM262 197V198H263ZM115 198V197H114ZM199 199V197H197ZM230 198V196H229ZM235 198V197H234ZM250 198V197H248ZM261 198V197H260ZM10 199V198H9ZM44 199V198H43ZM197 199V200H198ZM210 199V198H209ZM219 199V198H218ZM247 199V198H246ZM258 199V198H256ZM8 200V199H7ZM45 200V199H44ZM205 200V198H204ZM232 200V199H231ZM264 200V199H263ZM122 201V200H121ZM213 201V200H212ZM216 201L219 202V200L216 199ZM245 201V199H244ZM252 201V200H251ZM47 202V201H46ZM199 202V201H198ZM217 202V203H218ZM24 203V202H23ZM35 203V202H34ZM123 203V202H122ZM200 203V202H199ZM202 203V200H201ZM234 203V202H233ZM237 202H235L234 204H236ZM246 203V202H245ZM262 203V202H261ZM210 204L211 203H208ZM215 204V203H214ZM219 204V203H218ZM227 204V203H226ZM260 204V202H259ZM263 204V203H262ZM125 205V204H124ZM220 205V204H219ZM225 205V203H224ZM230 205V204H229ZM240 205V204H239ZM261 205V204H260ZM126 206V205H125ZM130 206V205H129ZM144 206V207H145ZM198 206V204L196 205ZM195 206V208H196ZM214 206V205H213ZM222 206V204H221ZM231 206V205H230ZM235 206V205H234ZM242 206V203H241ZM239 206V207H241ZM246 206V205H245ZM120 208V206H118ZM124 206L121 205V208H123ZM143 207V208H144ZM158 207V206H157ZM238 207V208H239ZM141 208V210L143 209ZM156 208V207H154ZM183 208V207H182ZM208 208V206H207ZM237 208V207H236ZM126 209V208H124ZM130 209V208H129ZM135 209V208H134ZM160 209V208H159ZM202 209V208H201ZM210 209V208H208ZM212 209V206H211ZM210 209V210H211ZM231 209V207H230ZM230 209L229 212H230ZM263 209V208H262ZM15 210V209H14ZM118 210V209H117ZM121 210V209H120ZM144 210V209H143ZM152 210V209H151ZM150 210V211H151ZM198 210V209H197ZM196 210V211H197ZM218 210V209H217ZM227 210V209H226ZM233 210V209H232ZM237 210V209H235ZM239 210V209H238ZM123 211V210H122ZM122 211H117L116 214H118V212H122ZM153 211V210H152ZM161 211V209H160ZM158 211V212H160ZM205 211V210H204ZM214 211V210H213ZM241 211V210H240ZM129 212V211H127ZM139 212V211H138ZM168 212V211H167ZM191 212V211H190ZM207 212V211H206ZM209 212V211H208ZM216 212V211H215ZM220 212V211H219ZM219 212L217 214H219ZM227 212V211H226ZM264 213V211H262ZM148 213H151L148 211ZM161 213V212H160ZM159 213V214H160ZM164 213V212H163ZM189 213V212H187ZM199 213V212H198ZM225 213V212H224ZM232 213V212H231ZM230 213V214H231ZM234 213V211H233ZM236 213V212H235ZM262 213V214H263ZM125 214V213H124ZM128 214V213H127ZM131 214V212H130ZM145 214V213H143ZM257 214V213H256ZM260 213V215H262ZM27 215V214H26ZM136 215V213H135ZM149 215V214H147ZM158 215V214H157ZM156 215V216H157ZM189 215V214H188ZM121 216V215H119ZM134 216V215H133ZM140 216V213H139ZM144 216V215H142ZM141 216V217H142ZM163 216V215H162ZM167 216V215H166ZM165 216V217H166ZM201 216V215H200ZM215 216V214H214ZM240 216V215H239ZM259 216V215H258ZM135 217V216H134ZM138 217V214H137ZM145 217V216H144ZM150 217V216H149ZM164 217V218H165ZM183 217V215H182ZM197 217V216H196ZM203 217V216H202ZM206 217V216H205ZM204 217V218H205ZM236 217V215H235ZM263 217V216H262ZM106 218V217H104ZM103 218V219H104ZM113 218V217H112ZM115 218V217H114ZM117 218V216H116ZM122 218V216H121ZM125 218V217H124ZM186 218V217H185ZM188 218V217H187ZM199 218V217H198ZM197 218V219H198ZM203 218V219H204ZM208 218V217H207ZM102 219V220H103ZM134 219V218H133ZM140 219V218H139ZM144 219V218H141ZM140 219V220H141ZM148 220V216L146 218ZM163 219V218H162ZM169 219V218H168ZM190 219V218H188ZM201 219V217H200ZM213 219V218H212ZM216 219V218H215ZM247 219V217H246ZM111 220V219H110ZM113 220V219H112ZM118 220V219H117ZM118 223L120 221H117ZM137 220V219H136ZM139 220V221H140ZM166 220V218H165ZM181 220V219H180ZM202 220V219H201ZM200 220V221H201ZM206 219H204L203 222H205ZM225 221H227V219H224ZM232 220V219H231ZM123 221V220H122ZM126 221V220H124ZM144 221V220H143ZM154 221V220H153ZM215 221V220H214ZM104 222V221H103ZM110 222V221H109ZM128 222V221H126ZM135 222V221H133ZM138 222V221H137ZM136 222V223H137ZM146 222V221H145ZM155 222V221H154ZM163 222V221H162ZM168 222V221H167ZM171 222V220H170ZM173 222V220H172ZM220 222V221H219ZM230 222V221H229ZM114 223V222H113ZM131 223V221H130ZM142 224V222H140ZM211 223V222H210ZM209 223V224H210ZM216 223V222H215ZM225 223V222H224ZM234 223V222H232ZM99 224H101L99 222ZM98 224V226H99ZM105 224V222H104ZM107 224V223H106ZM111 224V223H110ZM128 224V223H127ZM139 224V223H137ZM144 224V222H143ZM146 224V223H145ZM145 224L142 225L145 227ZM154 224V223H153ZM152 224V225H153ZM161 224V223H160ZM182 224V223H181ZM180 224V226H181ZM221 224V223H220ZM241 224V223H240ZM263 224V223H262ZM113 225H117V224H113ZM122 225H125L122 223ZM130 225V224H129ZM135 225V224H134ZM140 225V224H139ZM167 225V223H166ZM179 225V224H178ZM183 225V224H182ZM229 225V224H228ZM234 225V224H233ZM232 225V226H233ZM246 225V224H245ZM252 225V224H251ZM31 226V225H30ZM101 226V225H100ZM119 226H120V222H119ZM133 225H131L132 227ZM162 227H164L163 225H161ZM190 226V225H189ZM207 226V225H206ZM205 226V227H206ZM231 226V225H229ZM102 227V226H101ZM108 227V226H107ZM110 227V226H109ZM114 227V226H113ZM113 227L111 226V229H113ZM139 227V226H138ZM143 227V228H144ZM194 227V226H193ZM237 227V226H236ZM240 227V226H239ZM244 227V226H243ZM99 228V227H98ZM115 228V227H114ZM119 228V227H118ZM152 228L150 227L149 224V229ZM154 228V226H153ZM209 228V227H208ZM241 228V227H240ZM104 229H107L104 227ZM121 228H119L118 230H120ZM124 229V228H123ZM122 229V230H123ZM126 229V228H125ZM135 229V228H134ZM145 229V228H144ZM143 229V230H144ZM147 229V228H146ZM163 230V228H161ZM250 229V228H249ZM252 229V227H251ZM29 230V229H28ZM35 230V229H34ZM100 230L101 229H97ZM117 230V232H118ZM128 230H132V229H128ZM127 230V231H128ZM153 230V229H152ZM166 230V229H165ZM207 230V229H206ZM211 230V229H210ZM221 230V229H220ZM230 230V228H229ZM233 230V229H231ZM241 230V229H240ZM262 230V229H261ZM109 231V230H108ZM114 231V230H113ZM125 230V232H127ZM145 231V230H144ZM160 231V230H159ZM228 231V230H227ZM242 231V230H241ZM256 231V230H255ZM37 232V231H36ZM39 232V231H38ZM97 232V231H96ZM99 232V231H98ZM97 232V233H98ZM103 232V231H101ZM100 232V233H101ZM107 232V231H106ZM116 232V231H115ZM121 232V231H120ZM119 232V233H120ZM124 231L122 232L123 234H126ZM130 232V231H129ZM132 232V231H131ZM146 232V231H145ZM148 232V231H147ZM166 232V231H165ZM169 232V231H168ZM215 232V231H213ZM222 232V231H221ZM263 232V231H262ZM261 232V234H262ZM118 233V234H119ZM133 233V232H132ZM163 233V232H162ZM161 233V234H162ZM185 233V231L183 232ZM194 233V232H193ZM207 233V232H206ZM210 233V232H209ZM217 233V232H216ZM245 233V232H244ZM264 233V232H263ZM24 234V233H23ZM99 234V233H98ZM97 234V235H98ZM107 234V233H105ZM109 234V233H108ZM112 234V233H110ZM128 234V233H127ZM155 234V232H154ZM165 234V233H164ZM181 233H179L180 235ZM211 234V233H210ZM213 234V233H212ZM248 234V233H247ZM251 234V233H250ZM249 234V235H250ZM260 234V235H261ZM40 234H38L39 236ZM95 235V233H94ZM100 235V234H99ZM99 235L97 237H99ZM117 235V234H116ZM153 234H151L152 236ZM163 235V234H162ZM169 235V234H168ZM184 235V234H183ZM199 235V234H198ZM218 235V234H217ZM239 235V234H238ZM264 235V234H263ZM262 235V236H263ZM37 236V234L35 235ZM96 236V235H95ZM113 236V234L111 235V237ZM126 236V235H125ZM124 236V237H125ZM132 235H130L129 237H131ZM161 236V235H160ZM166 236V235H165ZM209 236V235H208ZM212 236V235H211ZM210 236V237H211ZM214 236V235H213ZM257 236V235H255ZM94 237V236H93ZM104 237V236H103ZM110 237V235H109ZM117 237H119V235H117ZM121 237V236H120ZM127 237V236H126ZM128 237V238H129ZM163 237V236H161ZM167 237V236H166ZM170 237V236H169ZM190 237V236H189ZM192 237V236H191ZM199 237V236H198ZM227 237V236H225ZM232 237V236H231ZM241 237V236H240ZM243 237V236H242ZM100 238V237H99ZM106 238V237H105ZM104 238V239H105ZM116 238V237H115ZM123 238V236H122ZM133 239V237H131ZM131 238H129L128 240H130ZM212 238V237H211ZM224 238V237H223ZM250 238V237H249ZM257 238V237H256ZM38 239V238H37ZM94 239V238H93ZM98 239V238H97ZM113 239V238H112ZM118 239V238H116ZM121 239V238H120ZM124 239V238H123ZM121 239V240H123ZM208 239V238H207ZM214 239V238H213ZM219 239V238H218ZM244 239V237H243ZM251 239V238H250ZM262 239V237H261ZM260 239V240H261ZM36 240V239H35ZM99 240V239H98ZM97 240V241H98ZM108 240V239H107ZM111 240V238H110ZM106 241V243L108 244V242L110 241ZM190 240V239H189ZM206 240V239H205ZM211 240V239H210ZM231 240V239H230ZM93 241V240H92ZM124 241V240H123ZM133 241V240H132ZM145 241V240H144ZM185 241V240H184ZM213 241V240H212ZM215 241V240H214ZM35 242V241H34ZM102 242V240H101ZM113 242V241H112ZM119 242H121L119 240ZM207 242V241H206ZM205 242V243H206ZM210 242V241H208ZM235 242V241H234ZM239 242V241H238ZM252 242V241H251ZM262 242V240H261ZM95 243V242H94ZM111 243V241H110ZM114 243V242H113ZM125 243V242H124ZM215 243V242H214ZM218 243V242H217ZM223 243V242H222ZM221 243V244H222ZM230 243V242H229ZM241 243V242H240ZM35 244V243H34ZM105 244V242H104ZM119 244V243H118ZM121 244V243H120ZM185 244V242H184ZM193 244V243H191ZM199 244V242L197 243ZM207 244V243H206ZM216 244V243H215ZM227 246V243H225ZM259 244V243H258ZM257 244V245H258ZM100 245V244H99ZM102 245V244H101ZM111 246V244H109ZM114 245V244H113ZM112 245V246H113ZM116 245V242H115ZM124 244H122L123 246ZM127 245V243L125 244ZM123 246L127 248V246ZM229 245V244H228ZM239 245V244H238ZM243 245V244H242ZM263 245V244H262ZM36 246V245H35ZM109 246V247H110ZM205 246V245H204ZM216 246V245H215ZM247 246V245H246ZM244 246V247H246ZM7 247V246H6ZM34 247V245H33ZM37 247V246H36ZM98 247V245H97ZM103 247V246H102ZM108 247V246H106ZM118 247V246H117ZM117 247L115 249H117ZM121 247V245L119 246ZM179 247V246H178ZM183 247V246H182ZM181 247V248H182ZM198 247V246H197ZM209 247V245H208ZM214 247V246H213ZM212 247V249H213ZM230 246H228L229 248ZM239 247V246H238ZM243 247V248H244ZM262 247V246H261ZM10 248V247H9ZM105 249V247H103ZM103 248H100V250H102ZM199 248V247H198ZM205 248V247H204ZM111 249V248H110ZM113 249V247H112ZM122 249V252H123ZM189 249L191 250V248L189 247ZM188 249V250H189ZM218 249V248H216ZM223 250V248H221ZM230 249V248H229ZM232 249V248H231ZM235 249V248H234ZM120 250V249H119ZM125 250V249H124ZM127 250V249H126ZM129 250V249H128ZM131 250V249H130ZM129 250V251H130ZM177 250V248L175 249ZM187 250V251H188ZM211 250V249H209ZM227 250V249H226ZM109 251V249H108ZM106 251V254L107 252ZM112 251V250H111ZM199 251V250H198ZM204 251V250H203ZM218 251V250H217ZM97 252V251H96ZM101 251H99L100 253ZM173 252V251H172ZM181 252V249H180ZM190 252V251H189ZM195 252V250H194ZM224 252V251H222ZM103 253V252H101ZM109 253V252H108ZM163 253V252H162ZM167 253V252H165ZM164 253V254H165ZM198 253V252H196ZM195 253V254H196ZM226 253V251H225ZM260 253V252H259ZM35 254V253H34ZM98 255V253H96ZM104 253V255H106ZM163 254V255H164ZM189 254V253H188ZM208 254V252L206 253V255ZM210 254V253H209ZM224 254V253H223ZM264 254V253H263ZM262 254V255H263ZM132 255V254H131ZM178 255V253H177ZM226 255V254H225ZM261 255V256H262ZM5 256V255H4ZM107 256V255H106ZM121 256V255H120ZM166 256V255H165ZM198 256V255H197ZM211 256V255H210ZM98 257V256H97ZM117 257V256H116ZM181 257V256H180ZM190 257V255H189ZM209 257V255H208ZM259 257V256H258ZM191 258V257H190ZM106 259V258H105ZM175 259V258H174ZM197 259V258H196ZM264 259V258H262ZM263 261V260H262ZM2 262V261H1ZM85 262V261H84ZM88 263V262H87ZM91 263V262H90ZM263 263V262H262ZM261 264V263H259Z\"/></svg>",
  "mask_w": 264,
  "mask_h": 264
}]
</instances>
